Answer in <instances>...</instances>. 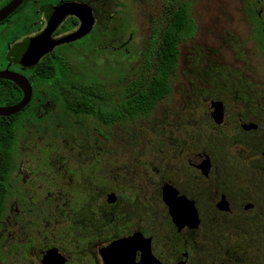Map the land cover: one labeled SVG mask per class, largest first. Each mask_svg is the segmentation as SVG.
<instances>
[{"label":"rangeland","instance_id":"rangeland-1","mask_svg":"<svg viewBox=\"0 0 264 264\" xmlns=\"http://www.w3.org/2000/svg\"><path fill=\"white\" fill-rule=\"evenodd\" d=\"M165 1L107 0L88 41L56 53L63 51L81 81L103 87L113 102L125 100L135 83L152 76L146 47L153 33L160 40L166 27ZM252 2L193 1L196 34L180 45L171 93L149 116L105 124L69 112L50 83L39 87L18 133L16 186L0 220V264H38L34 253L48 249L88 262L101 245L139 228L155 237L161 253L178 255L161 188L168 181L186 183V159L193 153L213 152L206 110L216 69L219 63H237L244 46L254 60ZM35 22H27L25 34L35 30ZM23 28L19 21L0 36V68ZM5 100L0 95V107ZM260 167L229 165L220 180L233 194L264 197ZM202 182L203 225L193 264L230 257L240 264H264V212L219 216L206 206L219 180ZM111 192L118 197L114 206L106 203Z\"/></svg>","mask_w":264,"mask_h":264},{"label":"flooded vegetation","instance_id":"flooded-vegetation-1","mask_svg":"<svg viewBox=\"0 0 264 264\" xmlns=\"http://www.w3.org/2000/svg\"><path fill=\"white\" fill-rule=\"evenodd\" d=\"M11 1L12 0H0V10L7 6ZM106 1L107 0H25L13 14L0 22V36L3 35L8 28L15 26L19 21H22L24 27L23 37L15 43H11L5 51L1 61L0 71L10 70L24 75L29 80V71L44 60L50 58L55 59L57 57L66 59L61 55L63 51L56 53L58 48L63 47L62 49L67 50L70 49V47L88 41L91 35L96 32L100 16L106 12ZM252 8L255 11V14L252 15V19L257 29L255 30V42L257 46H254V60L249 57V51L244 46L241 51H238L236 54L237 56L240 54V57H237L239 59L237 63L228 65L226 63H219V68L227 69L224 73H220L219 68L216 69L217 77L214 84V93L211 99H209L206 110V114L210 121V127L214 134L212 140V154L203 150L193 153L191 157L186 159V173L187 175L189 174L191 178L189 177L186 183L181 186H178L172 181H168L161 188V199L168 214V219L173 225L177 236L178 255L176 257H170L169 255L161 253L164 249L155 246V237L148 231L139 228L136 231L128 232L127 234L122 233L118 238L101 245L98 248L96 259H91L88 262H84L81 259L73 260L66 255L59 254L56 250H53L57 253V256L65 257L70 264H106L107 256L101 254L100 249L116 240L129 238L133 243L140 246L150 245L154 258L161 264H193L194 257L196 256L194 250L197 245L195 237L203 225L204 206L201 202L200 195L201 190L204 188L202 181L205 180L208 182L215 176L219 182L218 184L215 183L217 188L214 196H212L211 199H209V202L206 203V206H210L214 213L219 216H236L241 215L244 212H264V197L254 195V193H249L247 196L233 194L230 185L228 183L222 184L223 181L220 180L223 171H227L226 166L237 163L250 165L252 167L261 166L260 170L264 171V0H253ZM49 9L51 10V13H68L65 14L64 18L53 32V40H60L76 33L82 25L79 14L83 15L84 13H87L88 10H90L95 20L93 29L89 34L79 40L64 43L55 47L50 53L43 56L34 64H32L33 60L26 56L11 58V52L17 45L23 44L30 38L39 36L47 28V13L49 14ZM70 11H73L74 13ZM29 20L36 21L35 30L31 34H25L27 22ZM2 81L8 80H0V95L4 96L6 100L10 99L12 94L8 91L9 89L2 83ZM30 84L33 89L31 101L25 109L16 114L17 137L13 150L11 149L12 157L10 158L14 163V170L7 175V178L4 181L7 186L6 205L9 197L14 193L13 188L16 186L14 173L17 170V143L18 133L21 129V120L28 114L30 107L37 99L38 89L40 87H34L31 82ZM15 86L19 88L16 84ZM100 88L102 89L103 87L100 86ZM19 90L20 92L17 91V93H21L22 100L24 92L20 88ZM57 95L62 98L58 93ZM112 98L113 97L108 95L105 91V98L101 101L105 110L110 109L115 104L120 105L124 101L113 102ZM109 101H112V104L109 103ZM210 103H213V106L216 108V111H214L216 116H213L209 111ZM119 122L123 121H116L110 124ZM204 156L207 158H204ZM165 186H172L178 191V200L181 205L186 206V208L191 205L196 209L199 219L197 227H190L188 224H185L182 228H179L174 223L170 214V208L163 199V189ZM110 196H113V198ZM111 199L113 200L112 202L109 201ZM117 200L118 197L116 193L111 192L107 195L106 203L110 206H114L117 203ZM37 253H39V251L34 253L35 260L38 264H41L36 257ZM143 259L144 256L142 252L138 251L135 255V264H141ZM211 264L240 263L231 260L230 257L219 263L214 261Z\"/></svg>","mask_w":264,"mask_h":264},{"label":"trees","instance_id":"trees-1","mask_svg":"<svg viewBox=\"0 0 264 264\" xmlns=\"http://www.w3.org/2000/svg\"><path fill=\"white\" fill-rule=\"evenodd\" d=\"M195 0H166L167 24L158 40L155 32L146 47V63L153 69L151 78L135 83L122 104L105 110L102 99L104 91L98 85L88 84L73 74L71 63L64 58H50L31 69L28 78L34 87L50 83L62 97L67 110L76 116L94 115L100 121L110 124L139 116H149L155 107L171 93V78L176 74L180 45L195 36L197 26L192 14ZM252 12L255 14L254 9ZM11 92L5 105L21 100L19 88L10 81H2ZM17 90H15V89ZM16 116L0 117V220L6 210L7 186L5 179L14 170L13 147L17 137Z\"/></svg>","mask_w":264,"mask_h":264},{"label":"water","instance_id":"water-1","mask_svg":"<svg viewBox=\"0 0 264 264\" xmlns=\"http://www.w3.org/2000/svg\"><path fill=\"white\" fill-rule=\"evenodd\" d=\"M25 0H12L7 6L0 10V22L7 19L11 14H13L24 2ZM52 9V8H50ZM48 10V26L39 36L30 38L23 44L17 45L11 52L12 57H22L26 56L31 58L32 64L38 62L43 56L50 53L55 47L64 44L74 42L79 40L89 34L93 29L95 20L90 10L83 15H80L82 25L80 29L70 36H67L60 40H53L52 34L56 30L59 23L64 18L65 14H60L57 12L51 13ZM74 13L73 11H70ZM0 80H8L16 84L23 92V99L17 104L0 107V117H11L20 113L25 109L31 101L33 89L27 79L22 74L5 70L0 71ZM209 111L213 116H216L214 111H216L213 103L209 104ZM220 117V116H219ZM204 158H207L204 156ZM113 198V196H110ZM163 199L170 208V214L173 218L174 223L182 228L185 224L190 227H197L199 224L198 214L196 209L189 205L187 208L179 203L178 191L172 186H165L163 189ZM112 202L113 200H109ZM138 251H141L144 259L141 264H161L158 262L148 246H140L135 244L129 238H122L112 242L107 246H103L100 249V253L107 256L106 264H135V255ZM37 259L41 264H70L65 257L57 256V253L52 249L41 251L36 254ZM120 257V258H118Z\"/></svg>","mask_w":264,"mask_h":264}]
</instances>
